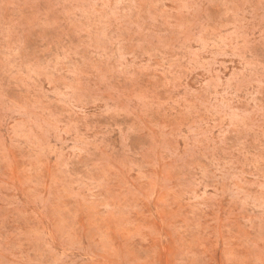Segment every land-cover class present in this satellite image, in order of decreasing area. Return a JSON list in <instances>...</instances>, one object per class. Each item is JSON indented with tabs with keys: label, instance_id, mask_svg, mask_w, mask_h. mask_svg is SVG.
I'll return each mask as SVG.
<instances>
[{
	"label": "rangeland",
	"instance_id": "obj_1",
	"mask_svg": "<svg viewBox=\"0 0 264 264\" xmlns=\"http://www.w3.org/2000/svg\"><path fill=\"white\" fill-rule=\"evenodd\" d=\"M0 264H264V0H0Z\"/></svg>",
	"mask_w": 264,
	"mask_h": 264
}]
</instances>
